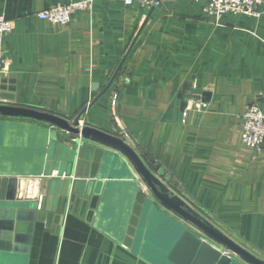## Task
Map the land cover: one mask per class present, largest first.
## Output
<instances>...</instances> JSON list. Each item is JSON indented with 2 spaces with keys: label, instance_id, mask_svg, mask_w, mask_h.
I'll return each mask as SVG.
<instances>
[{
  "label": "crops",
  "instance_id": "crops-1",
  "mask_svg": "<svg viewBox=\"0 0 264 264\" xmlns=\"http://www.w3.org/2000/svg\"><path fill=\"white\" fill-rule=\"evenodd\" d=\"M68 2L0 0V14L14 26L0 102L69 119L86 110L82 125L131 144L133 136L165 185L264 258V151L242 143L244 112L253 102L264 108L257 100L264 7L260 17L229 12L216 22L189 0L156 8L95 0L66 26L37 16ZM190 79L198 97L183 109ZM56 132L38 120L0 116V176H42L62 153L56 145L63 137L52 145ZM80 145L84 161L69 177V200L0 201V209L16 211L1 213L0 264H174L168 255L181 234L178 218L141 208L137 175L122 155L88 139Z\"/></svg>",
  "mask_w": 264,
  "mask_h": 264
},
{
  "label": "water",
  "instance_id": "water-1",
  "mask_svg": "<svg viewBox=\"0 0 264 264\" xmlns=\"http://www.w3.org/2000/svg\"><path fill=\"white\" fill-rule=\"evenodd\" d=\"M134 42L124 55L109 86L93 103L114 82ZM193 85L194 80H188L180 94L183 109L187 106L188 100L198 97L193 94ZM85 111L80 112L74 119H69L54 113L0 102V116L30 118L53 126L57 129V137H52V145L57 144L58 135L64 138V141H61L62 144L58 142L56 145L62 153L54 154V166L51 167L52 161L51 164L48 163L42 176H0V201H41L43 205L46 201L62 200L65 202L67 197L69 200L68 195L75 189L69 177L77 171L78 164L84 161L83 154L80 153V150L82 151L81 138L88 139L110 148L131 164L137 175V200L141 208H145L147 214L150 211L154 215L155 213L163 214L162 211L166 210L178 218L176 222L181 234L168 255L171 262L174 264H239L240 262L264 264L263 257L255 255L230 238L165 185L159 177H164L165 180L168 178L157 167L152 166V163H146L147 161L145 162L139 155L135 149L138 143L133 136L129 137L133 143L131 144L126 138L101 128L88 124L82 125L81 119ZM153 170L157 172V175ZM3 211L11 216L16 213L14 209H0V217Z\"/></svg>",
  "mask_w": 264,
  "mask_h": 264
},
{
  "label": "built area",
  "instance_id": "built-area-1",
  "mask_svg": "<svg viewBox=\"0 0 264 264\" xmlns=\"http://www.w3.org/2000/svg\"><path fill=\"white\" fill-rule=\"evenodd\" d=\"M126 5L140 4L145 7H160L163 0H121ZM202 4L204 12L220 22L226 13L244 14L260 17L263 13L264 0H189ZM95 0H70L57 4L37 13L40 19L53 24L69 25L77 11L92 9ZM13 22L0 14V73L7 74L10 59L7 55L6 38L13 32ZM257 100H264V91L258 94ZM203 106H206L203 104ZM186 116V111H184ZM242 143L257 152L264 151V108L258 102L251 103L242 116Z\"/></svg>",
  "mask_w": 264,
  "mask_h": 264
},
{
  "label": "rangeland",
  "instance_id": "rangeland-1",
  "mask_svg": "<svg viewBox=\"0 0 264 264\" xmlns=\"http://www.w3.org/2000/svg\"><path fill=\"white\" fill-rule=\"evenodd\" d=\"M8 144V143H7ZM4 167H2V165L0 164V170L3 169Z\"/></svg>",
  "mask_w": 264,
  "mask_h": 264
}]
</instances>
